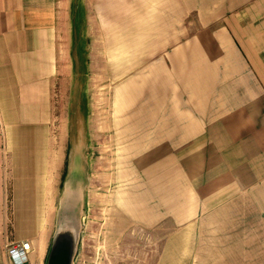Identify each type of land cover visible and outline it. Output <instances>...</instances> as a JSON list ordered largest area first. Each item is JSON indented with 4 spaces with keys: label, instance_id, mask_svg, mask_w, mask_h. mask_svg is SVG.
Wrapping results in <instances>:
<instances>
[{
    "label": "crops",
    "instance_id": "1",
    "mask_svg": "<svg viewBox=\"0 0 264 264\" xmlns=\"http://www.w3.org/2000/svg\"><path fill=\"white\" fill-rule=\"evenodd\" d=\"M77 22L101 39L90 54L123 56L118 68L133 72L116 134L132 135L155 168L138 196L148 203L137 236L148 238L123 240L101 264H264V0H0V185L15 230L38 229L23 215L38 211L37 143L57 120L62 66L72 65L62 39ZM58 144L44 149L60 157ZM13 239L1 264H14L7 246L20 241L32 243L27 264H51L38 239Z\"/></svg>",
    "mask_w": 264,
    "mask_h": 264
},
{
    "label": "rangeland",
    "instance_id": "2",
    "mask_svg": "<svg viewBox=\"0 0 264 264\" xmlns=\"http://www.w3.org/2000/svg\"><path fill=\"white\" fill-rule=\"evenodd\" d=\"M88 26L82 22L71 24V39H62L71 47L72 65L68 67L69 59L63 63L59 93L54 97L57 120L51 124L44 143H37L38 155L44 153L40 162L44 173L36 184L38 211L36 215L32 211L23 215L27 222L28 217L34 220L37 230H15L9 185L7 189L0 185V259L6 250L1 247L3 243L27 236L48 247L49 260L55 242L61 239V254L70 255L73 243L76 245L77 264L114 263L116 256L111 251H116L123 240L129 245L134 236L148 238L137 236L145 234L138 232V209L148 203L147 198L138 196L149 190L155 168L143 165V154L132 135L116 134L117 96L126 93L123 88L132 80L133 72L118 68L116 61L123 56L90 54L93 43L100 46L101 39L97 34L93 37ZM102 62L108 70L102 69ZM106 121L107 142L100 134ZM52 142L59 143L60 157H56L58 150L44 149ZM101 155L108 161L100 160ZM68 184L72 198L67 194ZM28 200L32 203L33 197Z\"/></svg>",
    "mask_w": 264,
    "mask_h": 264
},
{
    "label": "built area",
    "instance_id": "3",
    "mask_svg": "<svg viewBox=\"0 0 264 264\" xmlns=\"http://www.w3.org/2000/svg\"><path fill=\"white\" fill-rule=\"evenodd\" d=\"M33 250L30 241L14 242L7 246V252L14 264H27Z\"/></svg>",
    "mask_w": 264,
    "mask_h": 264
},
{
    "label": "water",
    "instance_id": "4",
    "mask_svg": "<svg viewBox=\"0 0 264 264\" xmlns=\"http://www.w3.org/2000/svg\"><path fill=\"white\" fill-rule=\"evenodd\" d=\"M63 253L62 251H57V252H53L52 253V256L50 258V261H51V264H59V261L60 259H62V263L61 264H68V256L66 254V252L64 254H61ZM1 264V262H0Z\"/></svg>",
    "mask_w": 264,
    "mask_h": 264
},
{
    "label": "bare ground",
    "instance_id": "5",
    "mask_svg": "<svg viewBox=\"0 0 264 264\" xmlns=\"http://www.w3.org/2000/svg\"><path fill=\"white\" fill-rule=\"evenodd\" d=\"M70 185L68 184V189H67V194H68V197H70V198H72L73 196H72V193L69 191V189H70V187H69ZM61 239H58L56 242H55V252H57V251H59V248H60V246L62 245V243H61V241H60Z\"/></svg>",
    "mask_w": 264,
    "mask_h": 264
}]
</instances>
